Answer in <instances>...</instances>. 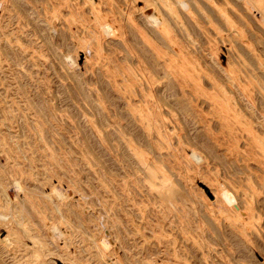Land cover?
<instances>
[{
  "label": "rangeland",
  "instance_id": "rangeland-1",
  "mask_svg": "<svg viewBox=\"0 0 264 264\" xmlns=\"http://www.w3.org/2000/svg\"><path fill=\"white\" fill-rule=\"evenodd\" d=\"M0 264H264V0H1Z\"/></svg>",
  "mask_w": 264,
  "mask_h": 264
},
{
  "label": "bare ground",
  "instance_id": "bare-ground-1",
  "mask_svg": "<svg viewBox=\"0 0 264 264\" xmlns=\"http://www.w3.org/2000/svg\"><path fill=\"white\" fill-rule=\"evenodd\" d=\"M1 1V0H0ZM92 2V1H91ZM148 18V17H147ZM152 21H154L155 23L157 22V20H156V18H155V16H151V17H149ZM150 20V21H151ZM85 56V55H84Z\"/></svg>",
  "mask_w": 264,
  "mask_h": 264
}]
</instances>
